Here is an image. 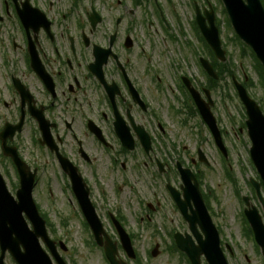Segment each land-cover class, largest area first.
Masks as SVG:
<instances>
[{
  "label": "flooded vegetation",
  "instance_id": "flooded-vegetation-1",
  "mask_svg": "<svg viewBox=\"0 0 264 264\" xmlns=\"http://www.w3.org/2000/svg\"><path fill=\"white\" fill-rule=\"evenodd\" d=\"M67 1L57 0L54 6L49 0H0V186L15 197L21 175H33L34 195L42 170L49 165L66 182L65 189L87 223L68 176L75 171L84 182L81 190L86 189L87 204L103 226L105 221L110 227L116 222L127 226L124 214L112 207L108 195L142 188L150 191L151 199L137 201L144 210L136 222L154 227L158 215L160 222L176 224L173 234L187 233L188 223L166 189L171 185L180 191L176 170L180 161L171 167V161L154 153L155 143H164L166 129L157 98H165V92L169 99L172 95L168 108L179 127L186 129L196 119V108L182 91L188 94L183 77L173 78L180 89L179 102L174 91L165 88L169 78L148 58L147 48L135 43L131 31L121 32L122 18L103 28L104 17L93 1L88 11L81 12L78 0H72L70 10H62ZM91 14L100 16L99 26L91 25ZM24 143L44 151L46 167L38 164ZM142 143H149L150 149ZM138 150L145 158L141 163L129 158ZM166 202L167 209L162 206ZM193 211L192 204L186 206L187 215ZM258 214L263 223L260 206ZM218 233L227 263L243 264V257L249 264L245 255L236 256L237 247L231 240L224 241L220 229ZM243 239L250 244L252 258L255 249L264 264L254 238L243 235ZM200 263L206 264L203 258ZM0 264L15 263L6 253Z\"/></svg>",
  "mask_w": 264,
  "mask_h": 264
},
{
  "label": "rangeland",
  "instance_id": "rangeland-1",
  "mask_svg": "<svg viewBox=\"0 0 264 264\" xmlns=\"http://www.w3.org/2000/svg\"><path fill=\"white\" fill-rule=\"evenodd\" d=\"M39 1V0H37ZM52 1L57 6V0ZM80 12L82 9L88 11L89 2L93 1L94 7L104 17L101 27L108 28L115 23L117 18H122L118 26L121 32L131 31L136 44L143 46L148 51V58L158 65L159 72L169 79H165V88L174 91L176 100L181 102V94L178 83L173 78L186 77L192 80L193 86L200 89H209L205 73L198 65V58L208 55L204 46L196 39L193 31L192 21L194 20L193 3L200 7L210 3L216 14V26H218L222 46L226 51L227 61L224 67L223 77L217 80L215 87H212L211 100L213 107L211 113L218 126L222 141L227 151L224 158L213 143V139L197 115L196 119L188 123V128L178 126V118L171 117V110L168 108L169 99L167 92L165 98L161 96L160 108L164 115L165 138L164 143H155L156 156L171 161H180L183 165L192 168L193 162H197L198 150L207 159L209 166L196 167L200 172L203 191L208 196L207 202L213 214L214 223L220 225L221 235L224 241H232L237 247L236 256H246L249 264H263L259 253L255 251L256 257L252 258L250 244L247 245L241 231V207L240 198L250 197L253 205L258 209L259 203L253 196L247 185L248 180H257V173L254 170L249 156L250 143L247 138L246 128L242 127L246 117L244 109L236 95L231 76L241 84L246 85L249 97L257 103L264 115V84H261V77L254 69V62L249 51L241 55L244 50L232 32L231 26L227 24V17L223 13V6L220 0H157L162 16L168 26V33L163 30L162 23L158 18L156 6L153 0H141L134 3V0H78ZM72 0L62 10H70ZM72 8V7H71ZM12 21L11 17L7 18ZM9 27V26H4ZM168 35L175 40L170 41ZM247 50V49H245ZM206 59V58H205ZM232 73L230 76L226 71ZM246 79V81H245ZM264 83V81H263ZM213 86V84H212ZM177 102V101H176ZM176 107V104H175ZM162 117V115H161ZM26 150L35 155L38 164L46 167V156L44 151L37 145L24 143ZM140 163L145 161L144 155L138 150L129 156ZM179 162V163H180ZM235 178L236 188L227 179L228 172ZM119 180L118 177H115ZM177 179V177H174ZM66 182L56 172H52L50 166L43 169L40 175V183L33 197L39 212L52 226L49 236L62 241L66 252L60 255L68 264H108L104 259L102 250L96 246H88L93 241L92 235L83 225V220L78 213L75 202L70 200L69 191L65 189ZM132 185V184H131ZM141 185V184H140ZM106 190H108L105 187ZM135 192L125 188L123 192H116L115 196L108 195L114 209L119 210L127 221L126 229L135 235L133 248L137 253V263L129 262L124 253L119 249V258L129 264H183L177 255L170 254L168 248L169 232L175 229L176 224L160 222L158 215L154 217V227L143 226L136 222L143 214L142 203L151 199L150 191L144 192L142 188ZM237 190V191H236ZM162 196L166 199L164 192ZM264 198V193L262 194ZM72 198V197H71ZM72 204H70V202ZM166 203L162 206L167 209ZM73 205V206H72ZM158 220V221H157ZM104 230L113 241L118 242L117 235L112 226H107L105 221ZM156 244H159V254L156 258L151 257V251ZM240 262L246 264L243 261ZM185 264V263H184Z\"/></svg>",
  "mask_w": 264,
  "mask_h": 264
},
{
  "label": "water",
  "instance_id": "water-1",
  "mask_svg": "<svg viewBox=\"0 0 264 264\" xmlns=\"http://www.w3.org/2000/svg\"><path fill=\"white\" fill-rule=\"evenodd\" d=\"M221 1L225 7V11L233 31L247 46L253 50L257 59L264 68V8L260 0ZM94 21L98 22L99 19L96 17ZM196 22L206 42L213 50L216 58L219 59V61L224 62L225 52L221 49L218 31L214 26L213 12L211 11L210 13H205L204 18L200 15L198 9H196ZM200 63L209 76L217 79L216 74L207 61L200 59ZM233 83L247 115L246 127L248 137L251 141V159L264 182V117L257 104L248 97L246 90L238 84L234 78ZM192 95L203 120L206 122L214 136L216 145L220 148L222 153L225 154L218 129L216 128L215 121L210 114L208 105H205L195 92L192 91ZM206 97L208 99V104L211 105L212 103L208 92H206ZM71 178L73 187H75L79 179L75 175H72ZM189 179L190 176L183 175V180L184 182L186 181L187 184ZM31 189L32 178L29 181H26V177L22 176V189L17 195L18 202H14L3 189L0 191L1 250L2 252L8 250L17 264H50L49 259L40 247L38 238L43 241L52 253L55 251L53 247L54 244L49 241L45 232L44 223L38 217V213L32 201ZM186 195L188 196V199H192L194 202L200 203V197L197 193L196 184L193 186L187 185ZM80 203L82 204L81 206L88 220L90 229L92 230L96 241L100 244V236L103 234V230L99 222L94 217L90 206L86 204L85 199L83 201L80 200ZM22 213H24L26 218H28L31 222L32 231L28 229ZM246 216L250 221L256 241L264 248V228L262 227L256 212H248L246 213ZM211 226L212 225L208 222L206 230L209 233H214L212 229L213 227ZM120 236L124 250L130 258H134L129 240L124 234H122L121 231ZM208 237L209 239H212V246L215 247L214 234L213 236L212 234H209ZM19 247H21L22 250H20ZM105 251L106 258L110 264H124L116 261L115 248L108 242H106ZM186 253L193 264H198L197 260L193 258L190 251L186 250ZM153 256H156V253H153ZM57 261L60 263V260L57 259ZM215 261V264H221V262L223 263L219 256L215 258Z\"/></svg>",
  "mask_w": 264,
  "mask_h": 264
},
{
  "label": "trees",
  "instance_id": "trees-1",
  "mask_svg": "<svg viewBox=\"0 0 264 264\" xmlns=\"http://www.w3.org/2000/svg\"><path fill=\"white\" fill-rule=\"evenodd\" d=\"M247 50H242V55L244 52H246ZM251 56L253 58V61H254V69L256 71V73L261 77V84H264L263 81H264V71L263 69L261 68V66L259 65V63L256 61V59L254 58V56L252 55L251 53ZM213 66L214 68H216L218 71H219V76L220 78L223 77L222 75L224 74V71L223 69H221V67H224V65H221V64H218L214 59H213ZM227 74L229 75H232V73H230L228 70L226 71ZM212 81V80H211ZM213 84L212 87H215V85L217 84V82L215 81H212L211 82Z\"/></svg>",
  "mask_w": 264,
  "mask_h": 264
}]
</instances>
